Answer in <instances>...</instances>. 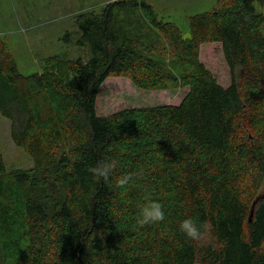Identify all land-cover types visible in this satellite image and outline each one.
<instances>
[{
	"label": "trees",
	"instance_id": "obj_1",
	"mask_svg": "<svg viewBox=\"0 0 264 264\" xmlns=\"http://www.w3.org/2000/svg\"><path fill=\"white\" fill-rule=\"evenodd\" d=\"M257 1L216 0L190 17L185 38L153 5L115 0L77 17V45L90 58L50 56L31 75L0 39V114L34 163L9 172L0 153V264H264ZM204 43L222 45L229 86L201 61ZM115 77L189 92L178 105L99 116L100 88ZM104 159L117 167L96 178L90 169ZM147 200L160 202L162 222L138 223ZM186 217L212 225L207 243L180 232Z\"/></svg>",
	"mask_w": 264,
	"mask_h": 264
},
{
	"label": "rangeland",
	"instance_id": "obj_2",
	"mask_svg": "<svg viewBox=\"0 0 264 264\" xmlns=\"http://www.w3.org/2000/svg\"><path fill=\"white\" fill-rule=\"evenodd\" d=\"M115 0H0V39L6 42L19 70L31 75L43 70V61L50 56L68 59L90 58L89 51L78 47L81 32L79 14L101 10ZM154 6L160 18L179 26L185 38L190 35V17L216 8V0H138ZM264 13V0L257 1ZM201 61L219 83L227 87L232 81L229 66L220 43H204ZM189 87L170 91H146L127 78H108L101 86L97 100L99 116L129 108L178 105ZM0 153L9 172L33 167V160L11 138V122L0 114ZM262 188V186H261ZM264 191V185L261 192Z\"/></svg>",
	"mask_w": 264,
	"mask_h": 264
},
{
	"label": "clouds",
	"instance_id": "obj_3",
	"mask_svg": "<svg viewBox=\"0 0 264 264\" xmlns=\"http://www.w3.org/2000/svg\"><path fill=\"white\" fill-rule=\"evenodd\" d=\"M116 167V161L104 159L98 162L97 166L91 168L90 171L96 178L103 177L107 179ZM132 177V173L124 174L117 177L115 182L118 186H124L131 182ZM164 219L165 212L160 202L155 200H147L140 209V219L138 220V223L141 225H152L162 222ZM211 228L212 225L210 223L197 222L192 217H186L179 223L180 232L189 240L195 242L207 243Z\"/></svg>",
	"mask_w": 264,
	"mask_h": 264
},
{
	"label": "water",
	"instance_id": "obj_4",
	"mask_svg": "<svg viewBox=\"0 0 264 264\" xmlns=\"http://www.w3.org/2000/svg\"><path fill=\"white\" fill-rule=\"evenodd\" d=\"M258 201H255V203L253 204V208L251 210V219L253 218V215H254V210H255V206L257 204Z\"/></svg>",
	"mask_w": 264,
	"mask_h": 264
}]
</instances>
